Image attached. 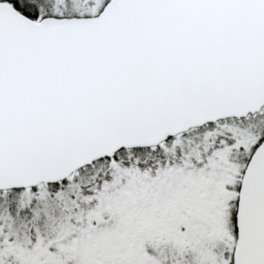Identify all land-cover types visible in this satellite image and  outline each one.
<instances>
[{
	"label": "snow or ice",
	"instance_id": "snow-or-ice-1",
	"mask_svg": "<svg viewBox=\"0 0 264 264\" xmlns=\"http://www.w3.org/2000/svg\"><path fill=\"white\" fill-rule=\"evenodd\" d=\"M0 264H264V0H0Z\"/></svg>",
	"mask_w": 264,
	"mask_h": 264
}]
</instances>
